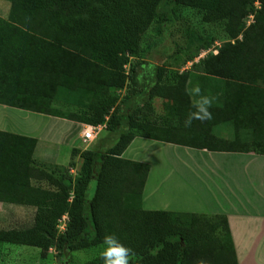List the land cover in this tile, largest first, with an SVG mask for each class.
I'll return each instance as SVG.
<instances>
[{"label":"trees","instance_id":"trees-1","mask_svg":"<svg viewBox=\"0 0 264 264\" xmlns=\"http://www.w3.org/2000/svg\"><path fill=\"white\" fill-rule=\"evenodd\" d=\"M6 1L8 15L0 16V104L105 126L118 138L105 151L75 149L82 164L73 176L68 168L49 171L35 161L37 139L0 131V203L35 208L30 225L0 228V243L45 253L55 248L58 264H71L67 260L75 252L102 251L103 237L116 234L134 250L131 264H196L201 259L239 264L225 215L145 210L150 165L123 154L142 137L197 150L264 155V0ZM159 3L163 26L175 21L178 9H191L203 23L220 25L228 41L214 54L216 39L194 32V40L208 52L205 57L191 71L170 78L156 67L154 82L137 89L140 58L147 52L141 44ZM197 84L217 98L213 119L185 127L194 110L185 88ZM56 96H74L79 112L53 109ZM158 97L176 103L169 117L155 118ZM220 125L233 129L232 139L213 134ZM93 180L95 192L88 199ZM34 182L52 189L45 205H40L43 187ZM65 217V231L59 233ZM99 253L78 264H103Z\"/></svg>","mask_w":264,"mask_h":264},{"label":"rangeland","instance_id":"rangeland-1","mask_svg":"<svg viewBox=\"0 0 264 264\" xmlns=\"http://www.w3.org/2000/svg\"><path fill=\"white\" fill-rule=\"evenodd\" d=\"M161 5V3L157 5L155 21L145 35L141 44V49L147 52L140 58L144 64L138 69L139 85L137 86V89H141L144 86L146 87L147 85L154 82L156 67H160L165 71L166 78H170L176 73L191 71L193 63L203 59L208 53L205 52L202 43L196 42L194 40V32H197L205 40L211 38L216 39L215 45L211 48L214 54H218V50L216 49L219 48L224 42L228 41L225 34L223 33V28L220 25L203 23L201 16L196 11L191 9L185 8L177 10L176 8L177 11L175 14V21L172 24L170 23L163 26L158 13ZM256 5L260 6L259 3H256ZM9 9L10 3L6 0H0V12H2L0 14L6 17L8 15ZM249 21L253 22V18H249ZM240 38H242V36H240ZM192 55L197 57L194 61L191 60ZM131 61L135 63L136 60L132 59ZM126 70H130V65L126 67ZM193 80H197V76H193ZM125 93L126 92L124 91L121 93L122 97L125 95ZM140 100L142 101L143 98L136 97L133 103L141 102ZM154 101L153 105L156 110L155 118L158 119L167 116L169 117L173 112L174 106L176 105L174 101L159 97ZM52 105L53 109L64 113L79 112L80 110L74 96L69 98L56 96ZM56 119L62 120L63 122L55 120V122L53 121L54 123L47 125L43 118H37L36 121L30 123L33 134L36 136H41L42 133H46L48 131L49 137L60 138L63 135V132L68 129L70 134L76 131L77 128L75 127H65L67 126L66 122H69L68 120L62 118ZM103 127L105 128V126ZM101 129L99 130L97 138L89 143H83V140L80 136H76L71 145L56 146L50 144L47 146L46 143L41 141L40 145L38 146V150L35 151V156L33 157L43 169L46 168L49 171H54L57 168L64 167L70 169L71 174L76 176L80 172L82 158L80 153L75 155V149L84 151L98 147L99 150L105 151L116 142L118 135H109L107 130H102L101 132ZM213 134H215L217 138L230 140L233 138L234 133L230 126L220 125L214 128ZM158 148L162 147L149 148L150 154L159 162V168L161 169V171L157 170L152 176L150 187H154V189L156 188V202L163 203L170 197L176 199L177 197L187 194L190 176L192 175H190L189 159L185 160V155L183 154L188 153L187 149H179L182 154L180 155V157L182 156V159L180 160V169L174 174V170L167 169L165 160L173 163L174 161L178 162V155L171 152L170 149L172 148L166 147L162 148L165 151L163 155L162 150ZM49 154H53V156L45 160V157L49 156ZM45 162H47V164H45ZM229 164L230 161H226L224 163H219L220 167L212 165L211 167L214 169L219 168L220 170H217L214 175H216L220 181L221 177H223L224 184L228 178L231 185L233 182L237 183V179L233 178L231 175L235 174L236 176L238 171H242V167L241 165L236 164L234 168L233 164ZM228 170L230 171L228 172ZM245 170L247 173L251 172L248 171V167H246ZM226 174H228V176ZM214 175L210 174L212 178ZM34 184L43 187L44 192L40 196V205H45L52 196V189L45 183L41 184L34 182ZM245 184L246 190L254 186L260 187L259 179L254 174L249 179H245ZM95 188L96 182L93 180L89 185L87 194L88 199L93 197ZM34 212L35 208L33 207L0 203V228H9L11 226H28L33 221ZM66 221L67 218L65 217L60 222L58 228L59 233H63L65 231L64 224ZM260 247L262 255L264 256V243L261 244ZM99 252V249L75 252L72 258L67 260V263L78 264L92 260L98 255ZM251 263L264 264V257L256 259L254 258ZM0 264H58L57 251L55 248H53L45 253L38 248L5 245L0 243Z\"/></svg>","mask_w":264,"mask_h":264},{"label":"crops","instance_id":"crops-1","mask_svg":"<svg viewBox=\"0 0 264 264\" xmlns=\"http://www.w3.org/2000/svg\"><path fill=\"white\" fill-rule=\"evenodd\" d=\"M0 16L5 18L1 14ZM37 118H43L45 123L50 125L58 117L0 104V131L37 139L36 150H38L41 141L46 143L47 146L50 144L62 146L71 145L76 136H80L83 140L84 132L90 127L68 120L69 122H66L67 126L65 127L71 126L72 128H77L72 134H70L68 129L63 132L60 138L49 137L48 131L42 133L41 136H36L32 132L30 123L36 121ZM57 121L63 122L62 120ZM102 130L105 131L106 129L103 127L101 132ZM83 143L89 142H84L83 140ZM152 147L172 148L170 149L171 152L178 155V162L174 161L173 163L164 159L167 164V169L174 170V174L180 169V160L182 159L180 155L182 154L179 149L184 148L188 150V153H183L185 160L189 159L190 175H192L190 176L187 194L176 199L170 197L163 203L156 202L155 194L157 191L156 188L150 187V181L155 172L157 170L161 171V169L159 168V162L150 154L149 148ZM162 148L158 149H161L164 155L165 151ZM52 156L53 154H49V156L45 157V160ZM123 158L150 165L151 170L143 193V208L145 210L225 215L229 221L238 263L252 264L251 262L254 258L264 257L260 247L264 243V155H258L252 152H211L136 137L125 150ZM226 161H230V164H233L234 168L236 164L241 165L242 171H238L236 176L235 174L231 175L237 179V183L233 182L230 185L229 179L227 178L224 184L223 177H221L220 181L214 175L220 169H214L211 165L220 167L219 163ZM246 167L251 172L247 173L245 170ZM210 174L214 175L213 178ZM253 174L258 177L260 187L254 186L246 190L245 179H249ZM226 175L228 176V174Z\"/></svg>","mask_w":264,"mask_h":264},{"label":"clouds","instance_id":"clouds-1","mask_svg":"<svg viewBox=\"0 0 264 264\" xmlns=\"http://www.w3.org/2000/svg\"><path fill=\"white\" fill-rule=\"evenodd\" d=\"M185 93L190 97L191 106L194 109L184 120L185 127H190L193 120L206 122L213 119L211 109L216 97L205 95L199 84L192 88L186 87ZM101 248L99 256L103 264H131L130 257L135 255L134 250L121 242L116 234H106L103 237ZM196 264H210V262L201 259Z\"/></svg>","mask_w":264,"mask_h":264},{"label":"built area","instance_id":"built-area-1","mask_svg":"<svg viewBox=\"0 0 264 264\" xmlns=\"http://www.w3.org/2000/svg\"><path fill=\"white\" fill-rule=\"evenodd\" d=\"M103 126H90L85 132H84V136H83V140L84 142H92L94 141L98 134H99V130L102 128ZM97 131V132H95ZM66 224V223H65ZM64 224V226H65Z\"/></svg>","mask_w":264,"mask_h":264}]
</instances>
